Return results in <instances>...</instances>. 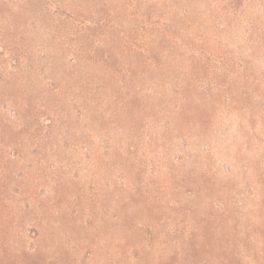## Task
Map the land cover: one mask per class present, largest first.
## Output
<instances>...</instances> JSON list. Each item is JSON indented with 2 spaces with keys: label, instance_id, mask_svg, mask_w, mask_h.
<instances>
[{
  "label": "rangeland",
  "instance_id": "1",
  "mask_svg": "<svg viewBox=\"0 0 264 264\" xmlns=\"http://www.w3.org/2000/svg\"><path fill=\"white\" fill-rule=\"evenodd\" d=\"M0 264H264V0H0Z\"/></svg>",
  "mask_w": 264,
  "mask_h": 264
}]
</instances>
